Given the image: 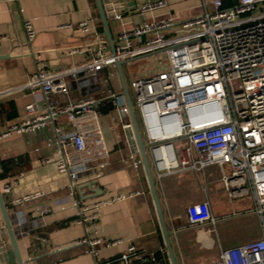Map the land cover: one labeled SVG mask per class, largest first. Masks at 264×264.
I'll return each instance as SVG.
<instances>
[{"label": "built area", "instance_id": "2783aa9c", "mask_svg": "<svg viewBox=\"0 0 264 264\" xmlns=\"http://www.w3.org/2000/svg\"><path fill=\"white\" fill-rule=\"evenodd\" d=\"M200 1L203 12L192 19L178 23L172 15L153 17L124 27L115 38L114 55L108 50V42L98 37L94 45L72 50L90 54L87 62L59 72L46 71L43 63L18 89L45 95L68 94L70 78L79 89L92 91L99 85L100 72L115 70L105 78L106 83L117 72V61L130 63L145 57L165 61L160 68L131 79V97L154 176L161 180L180 172H202L208 166L221 168L231 201L253 197L254 207L248 213L260 220L262 237L222 249L218 261L206 264H264V0ZM168 6L167 0H148L135 13L144 16ZM123 11L121 5L111 2L110 20L121 22ZM90 24V20L82 22L81 30L90 33ZM25 30L31 41L35 29L30 21L25 22ZM4 39L1 36L0 43ZM105 94L104 98L69 106L72 132L56 128L73 189L92 184L96 191V182L109 165L111 150L99 111L104 100L110 101L112 112H116L111 116L114 123L110 130L117 133L122 126L126 134L130 154L125 164L142 167L132 124L124 121L129 117L124 97L113 90ZM38 107V102H33L26 109L32 115ZM179 139L188 142L181 159L174 146ZM1 191L10 193L11 186ZM138 195L141 193H118L92 202L76 201L78 222L87 230V237L78 243L87 244L95 259L102 248L122 243L99 235L100 208ZM187 215L190 226L217 223L208 201L189 205ZM91 233L96 235L90 237ZM98 260L94 264H135L156 262V255L146 254L130 243L119 256Z\"/></svg>", "mask_w": 264, "mask_h": 264}, {"label": "crops", "instance_id": "0c3cea01", "mask_svg": "<svg viewBox=\"0 0 264 264\" xmlns=\"http://www.w3.org/2000/svg\"><path fill=\"white\" fill-rule=\"evenodd\" d=\"M112 1L121 4L124 10L121 22L110 20L114 39L124 27L138 25L144 19L172 15L180 23L203 12L200 0H167L168 7L144 16L135 12L148 0H106V4ZM87 20L91 22L90 33L80 28ZM26 21H30L35 29L31 41L25 30ZM1 36L5 39L0 43V172L3 160L19 158L22 161L20 168L0 180V188L11 186V192L4 194V200L18 230L19 249L26 264H94L98 259L108 261L119 256L130 243L146 254L160 252L167 256L143 166L135 169L125 164L124 160L130 154L125 131L122 126L117 133L110 130L114 123L111 116L116 113L112 112L114 105L107 113L99 109L111 152L109 165L96 182V191L88 184L76 189L71 187L63 150L57 141L56 128L64 133L72 132L67 110L71 104L104 98L108 90L122 92L118 72L107 83L105 78L115 70L110 68L100 72L99 85L92 91L79 89L70 78H67L71 88L68 94L45 95L40 91L18 89L43 67V63L46 64L44 69L51 72L72 68L90 59V54L72 53L74 48L94 45L98 37L107 41L95 1L21 0L8 3L0 0ZM108 50L111 51L110 46ZM33 102H38L39 107L30 115L26 106ZM105 103L111 102L104 100L99 107H104ZM124 121L130 122L129 117ZM152 170L154 175L153 165ZM229 171L226 168V172ZM155 181L180 264H185L187 259L191 264L212 262L205 252L216 247L220 252L229 248L222 246L218 227L224 229L230 221L235 227L244 226L251 214L248 212L254 207L252 196L230 200L223 172L218 166H208L202 172L175 173L161 180L155 178ZM130 192L141 195L100 208L99 235L122 243L102 248L99 258L95 259L87 244L78 243L87 237V230L78 222L76 201L92 202L108 194ZM202 201L209 202L211 212L217 218L216 225H189L187 208ZM3 225L0 212V228ZM251 232L248 231L253 237L233 246L261 238L260 220L258 230ZM9 250L8 237L0 234V264H6L3 253Z\"/></svg>", "mask_w": 264, "mask_h": 264}, {"label": "water", "instance_id": "95a60500", "mask_svg": "<svg viewBox=\"0 0 264 264\" xmlns=\"http://www.w3.org/2000/svg\"><path fill=\"white\" fill-rule=\"evenodd\" d=\"M94 1L96 4V8H97L100 20L102 22L103 34L107 38L111 52L114 55L115 54V39L113 37L111 26H110L111 14L108 13L109 5L106 4V0H94ZM112 2L117 4L118 6L121 5L116 1H112ZM132 9H135V8L132 7ZM135 20L138 21V18H135ZM124 64L125 63L121 61L116 62V69H117L118 76H119L121 86H122L121 95L124 97L127 108H128V115H129L130 123L132 124L135 139H136V142L139 148L143 170H144L148 188H149L152 200H153V205H154V209L157 215L161 235L164 240V245H165V249L167 252L169 264H179L176 252L173 247L172 236L169 231V228H168V225L165 219V215L163 212V208L161 206L159 195L157 192L156 181L153 175L151 161H150V158L147 152V146L144 142L143 133H142L141 126L138 120L137 112L133 105L132 97H131V94H130V91L127 85V81L125 78V74L123 70ZM82 75L83 73H80V76ZM87 186H91V185L88 184ZM0 212L2 215L3 222H4V225L0 228V234L3 237H8L9 243L11 246V250L3 253V257L7 260L6 264H26V262L23 260L21 256V252L19 249L18 230L15 226V222L13 221L10 210L5 204L4 194L2 193L1 188H0Z\"/></svg>", "mask_w": 264, "mask_h": 264}, {"label": "rangeland", "instance_id": "374dc122", "mask_svg": "<svg viewBox=\"0 0 264 264\" xmlns=\"http://www.w3.org/2000/svg\"><path fill=\"white\" fill-rule=\"evenodd\" d=\"M164 64H165V61L159 62L155 58H152V57H145V58L134 60L130 63H125L123 66V70L125 72V78H126L129 90L131 92V95H132L131 79L133 77L141 73L160 68ZM174 146H175L177 157L181 159L183 151L188 146L187 140L185 139L176 140L174 142ZM258 225H259V219L256 216L250 214V216L247 217L245 225L242 227H239V228L235 227L234 224H231V221L229 222L227 226L224 227V229H220L222 226H219L218 236L221 239L222 246L231 247L244 239L253 237L251 236V234L248 233V231L256 232L258 230ZM204 255H207L208 258L212 262L218 261L220 259L219 247H216L215 249L205 252ZM177 259H178V256H177ZM185 264H191V261L187 259Z\"/></svg>", "mask_w": 264, "mask_h": 264}, {"label": "trees", "instance_id": "16d2710c", "mask_svg": "<svg viewBox=\"0 0 264 264\" xmlns=\"http://www.w3.org/2000/svg\"><path fill=\"white\" fill-rule=\"evenodd\" d=\"M99 109L100 111L102 110L104 113H107L113 109V105L112 103H108L104 107L103 106L99 107ZM21 161L22 160L19 158L18 159L10 158V159L3 160L1 162L2 172H0V180L6 178L11 173L13 174L16 168H20ZM164 263L169 264L167 256L165 254L163 255L162 253L158 252L156 255V262L149 261V262H143L142 264H164Z\"/></svg>", "mask_w": 264, "mask_h": 264}]
</instances>
